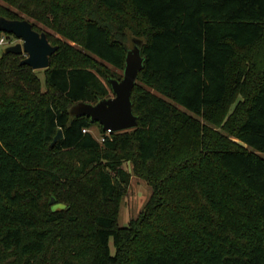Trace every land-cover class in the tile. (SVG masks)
I'll use <instances>...</instances> for the list:
<instances>
[{"label":"trees","instance_id":"16d2710c","mask_svg":"<svg viewBox=\"0 0 264 264\" xmlns=\"http://www.w3.org/2000/svg\"><path fill=\"white\" fill-rule=\"evenodd\" d=\"M2 1L63 40L45 90L0 52V264H264V0ZM133 39L138 127L100 143L70 108L112 97ZM133 175L153 194L120 227Z\"/></svg>","mask_w":264,"mask_h":264},{"label":"water","instance_id":"95a60500","mask_svg":"<svg viewBox=\"0 0 264 264\" xmlns=\"http://www.w3.org/2000/svg\"><path fill=\"white\" fill-rule=\"evenodd\" d=\"M0 31L12 34L20 41L5 48V54L25 55L22 65H27L34 71L49 68L50 57L56 52L57 47L50 44L45 32L34 30L28 20H8L3 17H0ZM142 46L143 40L133 39L132 48L126 47L123 78L121 80L109 78L112 97L100 99L95 104L80 102L72 105L71 117H89L93 123L98 122L104 132L110 130L120 133L136 129L138 118L133 112L132 92L144 67ZM61 139H63V131L60 129L51 146ZM50 204L55 205L56 199L52 198ZM56 209L61 210L62 207Z\"/></svg>","mask_w":264,"mask_h":264},{"label":"rangeland","instance_id":"374dc122","mask_svg":"<svg viewBox=\"0 0 264 264\" xmlns=\"http://www.w3.org/2000/svg\"><path fill=\"white\" fill-rule=\"evenodd\" d=\"M0 4L3 6H8L7 3L0 0ZM12 10H16L12 7H10ZM21 16L25 17L23 14ZM30 23L32 22V19L28 20ZM40 29H42L43 32L46 34L49 33L53 37H58L63 40L61 35L56 34L54 31H52L50 28L43 26L41 24H37ZM20 41L15 37H6L3 36V38L0 41V52H2L5 48L9 46H13ZM71 45L75 46V48H78V45H76L73 42H70ZM129 48H132L133 44L132 42L128 45ZM25 59V55H23ZM36 75L39 77V79L42 82L43 90H45V75L44 70H36ZM119 74H122L121 71H117ZM112 95V94H111ZM92 133L95 136V138L99 139L100 133L99 128L95 126L92 128ZM264 157V154H261ZM153 194L152 187L144 180L132 176L131 183L127 189V192L125 193V196L122 201L120 216H119V226L120 227H126L129 225L131 220L137 219L141 213L145 211V207L150 200L151 196ZM111 247L114 250L113 244L111 242Z\"/></svg>","mask_w":264,"mask_h":264},{"label":"built area","instance_id":"2783aa9c","mask_svg":"<svg viewBox=\"0 0 264 264\" xmlns=\"http://www.w3.org/2000/svg\"><path fill=\"white\" fill-rule=\"evenodd\" d=\"M83 131H84L85 133L88 132V130H86V129L83 130ZM112 133H113L112 131L108 130L107 132H105V134L99 136L98 141H99L100 143H104L105 140L107 139V137H110Z\"/></svg>","mask_w":264,"mask_h":264}]
</instances>
